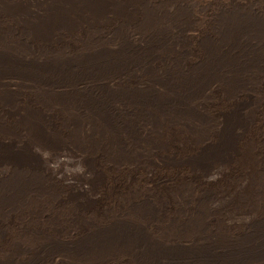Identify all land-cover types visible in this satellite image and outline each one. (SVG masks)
<instances>
[{"label":"rangeland","instance_id":"obj_1","mask_svg":"<svg viewBox=\"0 0 264 264\" xmlns=\"http://www.w3.org/2000/svg\"><path fill=\"white\" fill-rule=\"evenodd\" d=\"M0 264H264V0H0Z\"/></svg>","mask_w":264,"mask_h":264},{"label":"bare ground","instance_id":"obj_2","mask_svg":"<svg viewBox=\"0 0 264 264\" xmlns=\"http://www.w3.org/2000/svg\"><path fill=\"white\" fill-rule=\"evenodd\" d=\"M121 231V229H119Z\"/></svg>","mask_w":264,"mask_h":264}]
</instances>
